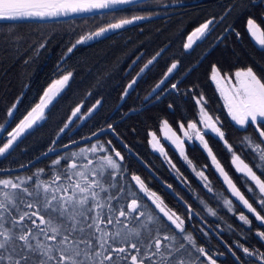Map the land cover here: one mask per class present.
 I'll list each match as a JSON object with an SVG mask.
<instances>
[{"label":"trees","instance_id":"16d2710c","mask_svg":"<svg viewBox=\"0 0 264 264\" xmlns=\"http://www.w3.org/2000/svg\"><path fill=\"white\" fill-rule=\"evenodd\" d=\"M170 3H173L172 0H145L113 11L60 21L0 22V124L7 121L9 109L25 89L14 118L0 137V146L7 142V133L38 103L47 86L67 72L73 73L69 84L53 105L45 110V119L22 135L18 147H15L11 155L0 157V168L20 166L52 146L87 136L114 124L113 128L121 139L214 228L236 256L240 257L242 264H264L259 258V254L264 253V241L257 235V232L264 231V222L257 220L254 214L233 197L212 164L210 156L200 144L195 141L186 142V162L161 137L163 121H167L178 134H181V125L186 126L190 122L202 128L200 104L197 100L203 96L206 111L214 119L218 118L217 123L225 133L224 139H221L210 131L202 130L208 145L238 189L264 215V205L260 203L264 195L260 193L255 181L239 172L232 163L235 152L264 180V162L259 160V154L253 148L240 143L245 136L251 137L256 143L263 138L259 136L255 126L241 127L231 119L211 79L212 66L215 65L222 74L232 76L237 69L251 67L264 80V47L255 42L246 28L247 19L252 17L264 31V0H178L177 4L167 6ZM228 4H235L236 7L231 15L220 21L219 17L224 15V6ZM134 15L145 16L146 19L134 21L121 29L110 30L87 43L76 45L68 53V48L81 36ZM213 17L216 18L214 30L186 50L184 44L188 35L201 23ZM225 28L229 30L225 32ZM236 33H239V37ZM41 44L44 46L40 47ZM157 52H161V55L138 77L133 88L125 95L128 84ZM201 57V62L185 76L177 89L168 91L162 99L123 118L127 111L138 109L158 98ZM173 63H177V68L165 78L164 74ZM161 80H165V83L153 93ZM149 94H152L151 98L146 100ZM98 100L100 104L96 105ZM81 102L83 107L79 118H75L53 144L56 135ZM93 105H96L94 109ZM89 109L92 111L86 117ZM83 117L85 119L82 121ZM261 127L264 128V124ZM150 132L161 138L179 177L165 163L162 155L151 148ZM224 140L232 145V151H229ZM95 145L96 148L103 145L114 156L118 150L124 157L122 162L116 158L121 163V173L115 181L118 186L135 192L142 197V204H150L159 213L152 199L146 198L135 186L131 177L139 176L148 188L163 199L167 208L184 219L187 230L185 234L193 235L197 246L205 247L217 260V264H238L226 246L196 217L190 220L186 207L165 190L136 159L128 155L110 133L46 157L24 171L2 173L0 179L25 175L33 176L35 180L34 173L38 169H44V177L50 178L51 175H48L51 173L49 169L53 165L52 161L63 154ZM261 146L264 147V144ZM98 156L92 160L93 163L99 160ZM67 161L66 158L61 160V166L70 163ZM93 163L89 166L93 167ZM194 170L204 172L214 192L202 185ZM215 192H220L233 201L235 213L227 211L213 199ZM198 197L206 201L221 218L215 219L208 214L199 203ZM131 198L129 196L128 201ZM240 212L249 217L252 221L250 225H245L236 217ZM159 214L172 231L180 236L179 230L167 221L163 213ZM184 243L187 244L186 241ZM237 243L249 248L253 255L246 256L241 248L236 247ZM193 253L195 255L194 250ZM200 259L208 264L205 257L201 256Z\"/></svg>","mask_w":264,"mask_h":264},{"label":"snow or ice","instance_id":"6c2138e0","mask_svg":"<svg viewBox=\"0 0 264 264\" xmlns=\"http://www.w3.org/2000/svg\"><path fill=\"white\" fill-rule=\"evenodd\" d=\"M172 2L177 3L178 0H172ZM130 3L132 0H0V19L26 16L52 17L67 12L109 9ZM235 7V4L224 6V15L219 17L220 21L231 15ZM144 19L146 17L141 15L121 18L106 27H100L95 32L81 36L67 51L71 53L78 44ZM215 25V17L201 23L189 34L184 48L191 49L197 41L204 39L214 30ZM246 28L264 47V31L254 18L247 19ZM228 30L229 28H225L224 31ZM236 35L239 37V33ZM43 46V44L40 45V47ZM159 55L161 52H157L148 60L137 73V77L149 69ZM176 68L177 63H173L164 74L165 78H168ZM234 75L239 87L232 95L225 94L229 113L238 125L255 126L259 136L264 138V128L261 127L264 124V80L257 76L251 67L237 70ZM72 76V72H67L44 91L40 103L33 107L12 131L7 133V142L0 146V157L11 155L15 147H18V141L22 135L45 119V110L53 105L58 95L69 84ZM211 79L216 81L218 86L223 79L215 65L212 66ZM136 82L134 78L128 84L125 95ZM164 83L165 80H161L153 89V93ZM171 87L177 89L176 84H172ZM221 91L224 94L223 89ZM151 95L149 94V97L145 99H150ZM197 103L201 105L200 113L204 127L224 139L225 133L222 131V126L217 125L218 118L214 120L204 107L206 102L203 96L197 100ZM98 104H100L99 100L96 102V105ZM96 105L92 108L94 109ZM12 107L15 108V105ZM91 111L92 109H89V112ZM79 112L80 108L77 107L73 110L72 116L76 117ZM8 115H13L12 109H9ZM163 123L167 135L171 129L167 121ZM67 127L68 124H65L60 132ZM108 127L112 128V125ZM188 127L195 128L196 125L189 123ZM3 128L4 125L0 124V129ZM197 135L204 147L208 149V155L224 177L233 196L238 198L257 220L264 222V215H261L232 183L211 149L208 148L203 135L199 133ZM176 141L179 142L178 146L182 145L179 137H176ZM224 143L229 151H232V145L227 140H224ZM240 143L245 147L253 148L259 154V160L264 162V147L261 146L264 140L256 143L251 137L245 136ZM156 146L157 144L154 143L153 147ZM87 151L95 152L97 148L93 146L90 149H81L79 155L83 156ZM181 154L183 155L182 149ZM115 156L119 157L120 161L124 160L119 151L115 152ZM99 160V164L91 168L89 167L93 163L91 160L79 167L73 162L63 171H53L47 180L40 179L38 175L35 180L33 176L0 179V264H197L198 261L204 264L200 259L201 256L206 258L208 264H217V260L205 247L197 246L193 235L185 234L187 231L184 227L185 221L175 212L168 210L163 200L157 193L151 191L139 176L133 175L132 180L139 186L141 192L152 199L159 213H163L167 221L179 230L180 236L172 231L160 215L151 210H142L147 209V205L140 202L142 197L124 186H118L115 181L121 173V165L111 155L100 157ZM60 162L61 160L57 159L52 161V164L59 166ZM232 163L236 165L239 172L255 181L260 193H264V180H261L235 152H233ZM44 171V169H38L39 173ZM196 174L201 179L207 180L203 171ZM205 187L208 185L206 184ZM208 190L212 189L209 187ZM129 196L132 197L130 201H128ZM125 201L128 202L125 203ZM260 203L264 205V199H261ZM224 205L228 211L234 210L231 199H225ZM208 212L212 216L217 215L212 208H208ZM239 220L245 225L252 223L244 212H240ZM258 235L264 239V231L258 232ZM236 247L241 248L246 256L253 255V251L243 245L237 243ZM229 251H232L231 247ZM232 255L239 264L240 257L236 256L235 252H232ZM259 258L264 261V253H260Z\"/></svg>","mask_w":264,"mask_h":264},{"label":"water","instance_id":"95a60500","mask_svg":"<svg viewBox=\"0 0 264 264\" xmlns=\"http://www.w3.org/2000/svg\"><path fill=\"white\" fill-rule=\"evenodd\" d=\"M142 1H145V0H132V3L130 4H122V5H117V6H114L112 8H109V9H92L90 11H83V12H67L66 14H61L59 16H52V17H36V16H31V17H20V18H15V19H0V22H21V21H36V22H50V21H60V20H65V19H70V18H74V17H80V16H87V15H93V14H97V13H102V12H107V11H113V10H116V9H120V8H124V7H127L129 5H132V4H136V3H139V2H142ZM174 4H177V3H170L168 4L167 6H171V5H174ZM203 59V57H201L198 62H196L195 64H193L186 72L185 74L180 78L178 79L174 84L178 85L184 78L185 76L191 72V70L196 67L200 62L201 60ZM136 80L138 79V77L135 78ZM27 87V86H26ZM131 89H128V92L130 91ZM170 90H174L172 89V87L170 86L169 88H167L163 94H161L158 98H156L155 100L151 101V102H148L147 104L141 106L140 108L138 109H131L129 111H127L125 113V115L123 116L126 117L128 116L129 114H132V113H135V112H138L142 109H144L145 107L151 105L152 103L162 99L167 93L168 91ZM25 91V89H24ZM24 91L22 92V94L17 98V100L15 101V103L13 105H15V108H11L12 109V112H13V115L12 116H9L8 115V119L7 121L3 124L4 125V128L3 129H0V137L3 135V133L5 132V130L7 129L8 125L10 124V122L12 121V119L14 118V115H15V112H16V109H17V106L20 102V99L24 93ZM77 107L80 108V112L77 113V116L76 117H73L72 116V113L70 115V117L68 118L67 122L65 124H68V127L63 131V132H58V134L56 135L54 141H53V144H55L57 142V140L62 136V134L71 126L72 122L75 120V118H77L79 116V114L81 113V109L83 107V102H81ZM76 107V108H77ZM75 108V109H76ZM73 112V111H72ZM91 112H89L87 114L86 117H88L90 115ZM71 118V119H70ZM85 119V117L82 118V121ZM64 124V125H65ZM112 125V128H109V127H104V128H100L98 129L97 131L87 135V136H84V137H81V138H77V139H74V140H71L67 143H64V144H61V145H56V146H52L48 149H46L45 151L39 153L37 156H35L34 158H32L30 161L26 162L25 164H22L20 166H15V167H8V168H0V174L2 173H16V172H21V171H24L30 167H32L33 165L37 164L39 161L43 160L44 158L46 157H49V156H53V155H56V154H59L61 152H64L70 148H73V147H76V146H79L81 144H84V143H87V142H90V141H93L97 138H99L101 135L105 134V133H110L112 134L119 142L120 144L123 146V148L127 151V154L132 156L134 159H136L160 184L161 186L167 190L169 193H171L175 199L183 204L186 209L188 210L189 214H188V217L190 220H192L193 217H196L205 227H207V229L219 240L221 241L227 248V250L229 251V245L223 240V238L214 230V228H212V226L185 200L183 199L173 188V186L167 182H165L159 175L158 173L146 162L144 161L140 155L138 153H136V151H134L126 142H124L121 137L115 132L114 130V124H111ZM64 128V126L62 127ZM264 140V138H263ZM55 142V143H54ZM118 151V150H117ZM116 152V151H115ZM122 155V154H121ZM116 157V156H115ZM119 161V157H116ZM122 162V161H120ZM23 166V167H22ZM232 252L233 250L229 253L232 255ZM233 256V255H232ZM234 257V256H233ZM235 259V257H234ZM236 260V259H235ZM239 264H242L240 261H239Z\"/></svg>","mask_w":264,"mask_h":264},{"label":"rangeland","instance_id":"374dc122","mask_svg":"<svg viewBox=\"0 0 264 264\" xmlns=\"http://www.w3.org/2000/svg\"><path fill=\"white\" fill-rule=\"evenodd\" d=\"M89 34V33H88ZM88 34H86V35H88ZM189 36V35H188ZM252 36V35H251ZM252 38L258 43V40H257V38L256 37H253L252 36ZM94 39V38H93ZM88 41H90V40H88ZM88 41H86V42H84V43H87ZM187 41H188V37H187V40H186V43H187ZM259 44V43H258ZM237 70H240V69H237ZM237 70H235V71H237ZM235 73V72H234ZM220 74H221V76L223 77V79L220 81V84H219V86H218V84H217V82L216 81H214L215 83H216V85H217V87H218V89H219V91H220V93H221V96H222V98H223V100H224V102H225V105H226V108H227V110H228V107H227V102H226V100H225V94H227V95H232L233 94V92L235 91V89L236 88H238L239 87V85L237 84V81H236V78H235V80H233V78H232V75H229V74H227V75H224V74H222L221 72H220ZM65 75V74H64ZM233 76H234V74H233ZM60 78V77H59ZM59 78H57V79H55V80H58ZM54 80V81H55ZM54 81H52L48 86H47V88L51 85V84H53V82ZM66 87V86H65ZM46 88V89H47ZM45 89V90H46ZM221 89H223V92H224V94H222V91H221ZM44 90V91H45ZM64 90V89H63ZM43 94H44V92H43ZM43 94H42V96H43ZM41 98V97H40ZM38 103H40V99H39V101H38ZM37 103V104H38ZM37 104H35L33 107H35ZM32 107V108H33ZM200 107H201V105H200ZM31 111V110H30ZM228 113H229V110H228ZM209 114V113H208ZM210 115V114H209ZM229 115H230V113H229ZM211 116V115H210ZM46 117V116H45ZM230 117L232 118V116L230 115ZM213 118V117H212ZM214 119V118H213ZM215 120V119H214ZM233 120V119H232ZM43 121V120H42ZM42 121H40L39 123H41ZM235 123H236V121L235 120H233ZM192 123H194V122H192ZM201 123H202V128H199L195 123V125H196V127L195 128H189L188 127V124L184 127V129H183V132H182V129H181V134H179V135H176V136H179L180 137V139H179V141H182V145H180L179 146V148H180V150L182 149V147H183V144L184 145H186V142H189V141H192V142H194V141H196V142H198L207 152H208V149H206L205 147H204V145H203V143L200 141V139H198V133L200 134V135H203V133H202V130H205V131H210L209 129H206L205 127H204V123H203V121H201ZM237 124V123H236ZM217 125H218V123H217ZM238 125V124H237ZM219 126V125H218ZM240 126V125H239ZM16 127V126H15ZM14 127V128H15ZM168 127L172 130V131H174L173 129H172V126L171 125H169V123H168ZM163 133L164 134H166V129H165V126H164V123H163ZM12 131V130H11ZM175 132V131H174ZM211 132V131H210ZM176 133V132H175ZM172 135H173V133H171ZM176 134H178V133H176ZM213 134H215V133H213ZM162 135V134H161ZM216 135V134H215ZM154 136H155V141H156V143L158 144L156 147L157 148H160L158 151H160V153H161V155H162V158H163V160L165 161V163L170 167V169L179 177V173L177 172V170H176V168H175V165L173 164V162H172V160L170 159V157H169V155L167 154V152H166V149L164 148V146H163V143H162V141H161V138L159 137V136H156V134H152V138H151V146L153 147V144L155 143V142H153V144H152V141H154ZM173 136H175V135H173ZM217 136V135H216ZM8 137V136H7ZM203 137H204V135H203ZM219 137V136H218ZM176 139V138H175ZM204 140L206 141V139H205V137H204ZM160 141V146L161 147H159V142ZM207 142V141H206ZM96 144V143H95ZM208 144V143H207ZM96 146V145H95ZM93 147V146H92ZM92 147H88V148H86V147H83V148H81V149H90V148H92ZM156 147H153L155 150L157 149ZM163 147V148H162ZM208 148H210V146L208 145ZM81 149H79V150H75V151H72V152H69V153H66V154H63L62 155V157H60V158H58V159H60V160H63V159H68V161L67 162H70V163H67V164H64V165H70V164H72V162H78L77 163V166L79 167L80 165H83V164H87V162L89 161V160H93L94 158H95V156L96 155H99L98 157H103V156H108V155H111L112 157H113V159H115L119 164H121L117 159H116V157L113 155V154H111L108 150H107V148H105L103 145L101 146V145H99V146H97V151H95V152H91V151H87V152H85V154L83 155V156H81V155H79V153H80V151H81ZM161 149H163V152H161ZM211 149V148H210ZM73 153H76L77 155L76 156H73L72 154ZM212 154L214 155V153L212 152ZM180 155V154H179ZM181 156V155H180ZM211 157V156H210ZM61 158H63V159H61ZM182 158L186 161L187 160V157H186V155H184V153H183V156H182ZM212 160V159H211ZM217 160V159H216ZM242 160V159H241ZM218 161V160H217ZM99 162H100V160H97L96 162H94L93 163V167H96L98 164H99ZM187 162V161H186ZM219 162V161H218ZM61 163V162H60ZM245 163V162H244ZM212 164H213V162H212ZM219 164H220V162H219ZM61 166V164L59 165V166H54V165H52L51 167H50V174L48 175V176H50V175H52L53 174V171H63L64 170V168L66 167V166ZM214 165V167H215V169L217 170V172L219 173V175L221 176V178H222V180L224 181V183H225V185L227 186V188H228V190L230 191V193L232 194V192H231V189L228 187V184L226 183V181L224 180V177L220 174V172H219V170L217 169V167H216V165L215 164H213ZM61 166V167H60ZM220 166L222 167V165L220 164ZM90 168H91V166H89ZM223 168V167H222ZM224 169V168H223ZM109 171H111V170H109ZM225 171V170H224ZM194 172H195V174L197 173V172H200V171H198V170H194ZM226 172V171H225ZM35 175V177L38 175L39 176V178L40 179H42V180H47V179H49V178H45L44 177V175H43V173H39L38 172V170H36V173H34ZM133 176V175H132ZM196 176H197V178L199 179V181L202 183V185L205 187V185L207 184L208 185V187H205L206 189H209V187H210V185H209V182H208V180H203V179H201L197 174H196ZM17 177H20V178H25V177H27V176H25V175H22V176H17ZM228 177H229V175H228ZM16 177H11V178H8V179H15ZM132 178V177H131ZM5 179H7V178H5ZM229 179H231L230 177H229ZM134 181V180H133ZM231 181H232V183L233 184H235L234 182H233V180L231 179ZM134 184H135V186L137 187V189L139 190V192L140 193H142L146 198H148V196L146 195V194H144L143 192H141L140 191V189H139V186L138 185H136V183H135V181H134ZM146 184V183H145ZM236 185V184H235ZM257 186V185H256ZM148 187V186H147ZM237 187V186H236ZM258 187V186H257ZM211 188V187H210ZM238 188V187H237ZM150 189V188H149ZM151 190V189H150ZM151 191H153V190H151ZM212 191V190H211ZM154 192V191H153ZM212 192H214V191H212ZM156 193V192H155ZM242 193V192H241ZM263 195H264V193H262ZM158 195V194H157ZM233 195V194H232ZM159 196V195H158ZM160 197V196H159ZM237 201H239L238 200V198H236L235 196H233ZM161 198V197H160ZM246 198V197H245ZM162 199V198H161ZM213 199L215 200V201H217L221 206H223L227 211H228V209H227V207L224 205V200L225 199H228V198H226L222 193H220V192H215L214 193V196H213ZM163 200V199H162ZM198 201H199V203L204 207V209L207 211V213L208 214H210L209 212H208V208H211L208 204H207V202L206 201H204L202 198H200V197H198ZM141 202V201H140ZM164 202V201H163ZM240 202V201H239ZM142 203V202H141ZM241 204H242V202H240ZM144 205H147V209H142V210H151V211H153V212H155V213H157L158 215H160L155 209H153L152 208V206L150 205V204H144ZM165 205V204H164ZM243 205V204H242ZM166 206V205H165ZM244 206V205H243ZM245 208V207H244ZM168 210H170V211H172L171 209H169V208H167ZM245 209H247V208H245ZM172 212H175V211H172ZM229 212H231V213H235V208H234V210L233 211H229ZM176 213V212H175ZM177 214V213H176ZM239 214L240 213H237L236 214V217L239 219ZM253 214V213H252ZM178 216H180L179 214H177ZM211 215V214H210ZM212 216V215H211ZM181 217V216H180ZM212 217H214L215 219L217 218H221L218 214L216 215V216H212ZM181 219H183L182 217H181ZM184 220V219H183ZM261 222V221H260ZM257 235H258V232H257ZM259 236V235H258ZM261 238V237H260ZM262 239V238H261ZM263 241H264V239H262Z\"/></svg>","mask_w":264,"mask_h":264},{"label":"crops","instance_id":"0c3cea01","mask_svg":"<svg viewBox=\"0 0 264 264\" xmlns=\"http://www.w3.org/2000/svg\"><path fill=\"white\" fill-rule=\"evenodd\" d=\"M256 42V41H255ZM257 43V42H256ZM258 44V43H257ZM259 46H261L260 44H258ZM236 72V71H235ZM228 76V75H227ZM232 78H233V80H235V75L234 76H232ZM213 82H214V80H212ZM214 84L216 85V83L214 82ZM216 87H217V85H216ZM217 89H218V87H217ZM218 91H219V89H218ZM219 94H220V96H221V93H220V91H219ZM221 98H222V96H221ZM222 100H223V98H222ZM223 102H224V100H223ZM224 104H225V102H224ZM226 106V105H225ZM227 109V108H226ZM228 111V110H227ZM232 119V118H231ZM164 122V121H163ZM163 122H162V125H161V137L165 140V141H167L168 143H170L176 150H177V152L181 155V157L183 156L182 154H181V150H180V148H179V146H178V141H176V137H179V136H176V135H179V134H176L174 131H169V132H167V135L166 134H164L163 133ZM190 123H192V122H190ZM170 125V124H169ZM184 127L185 126H183V127H181V129H182V132H183V129H184ZM154 132H150V138H149V144H150V146H151V138H152V134H153ZM171 133H174L175 134V136H173ZM155 134V133H154ZM157 136V135H156ZM156 139V138H155ZM155 139H154V141H152V144H153V142H155L156 143V141H155ZM179 139H180V137H179ZM189 142H191L192 143V141H189ZM196 142V141H195ZM159 143V147H161L160 146V141L158 142ZM198 143V142H197ZM157 144V143H156ZM199 144V143H198ZM158 145V144H157ZM151 148L155 151V152H157V153H159L160 155H161V153H160V151H158L160 148H157L156 150L151 146ZM163 148V147H162ZM165 148V147H164ZM204 149V148H203ZM182 150H183V153H184V155H186V145H184L183 144V147H182ZM205 150V149H204ZM206 151V150H205ZM212 151V150H211ZM207 152V151H206ZM208 153V152H207ZM211 158V157H210ZM212 161V160H211Z\"/></svg>","mask_w":264,"mask_h":264}]
</instances>
